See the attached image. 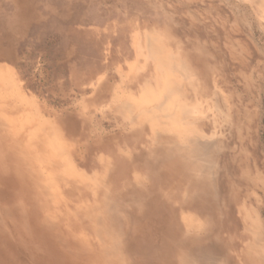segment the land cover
Wrapping results in <instances>:
<instances>
[{
	"label": "rangeland",
	"instance_id": "obj_1",
	"mask_svg": "<svg viewBox=\"0 0 264 264\" xmlns=\"http://www.w3.org/2000/svg\"><path fill=\"white\" fill-rule=\"evenodd\" d=\"M0 264H264V0H0Z\"/></svg>",
	"mask_w": 264,
	"mask_h": 264
}]
</instances>
